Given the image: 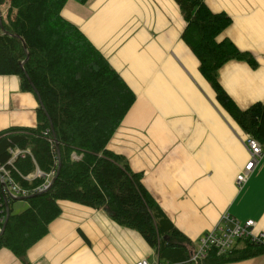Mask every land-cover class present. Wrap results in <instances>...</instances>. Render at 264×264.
<instances>
[{
    "label": "crops",
    "instance_id": "crops-1",
    "mask_svg": "<svg viewBox=\"0 0 264 264\" xmlns=\"http://www.w3.org/2000/svg\"><path fill=\"white\" fill-rule=\"evenodd\" d=\"M232 22L218 40L250 52L257 67L232 59L218 81L237 105L264 104V0H205ZM7 7L0 9L5 14ZM62 16L104 54L135 95L107 148L123 155L166 215L197 248L224 214L254 219L264 233V148L249 180L238 174L250 159L248 134L224 109L182 35L187 26L176 0L67 1ZM20 77L0 75V131L37 125L38 96ZM62 214L32 245L24 263L8 248L0 264H137L159 261L136 230L105 209L61 201ZM154 256V258H153ZM225 264H264V254Z\"/></svg>",
    "mask_w": 264,
    "mask_h": 264
},
{
    "label": "trees",
    "instance_id": "trees-1",
    "mask_svg": "<svg viewBox=\"0 0 264 264\" xmlns=\"http://www.w3.org/2000/svg\"><path fill=\"white\" fill-rule=\"evenodd\" d=\"M69 0H0V75L20 77L21 89L40 101L36 126L0 131V162L9 148H30L32 155L15 162L22 174L36 166L56 170L46 191L34 192L28 207L11 213L0 233V249L8 248L24 263L29 248L48 233L62 214L61 201L105 209L118 224L138 231L160 262L194 264L192 241L179 230L133 171L128 160L107 148L135 100V95L104 54L73 22L62 16ZM85 4L89 0H74ZM187 26L184 42L200 62L217 99L242 129L264 146V104L240 108L218 81V70L232 59L257 67L254 56L230 39L218 40L232 18L214 12L205 0H176ZM73 153L81 155L73 158ZM23 186H36L17 171ZM33 195V196H32ZM30 196V195H29ZM264 254V244L240 239L224 254L216 249L200 264H225Z\"/></svg>",
    "mask_w": 264,
    "mask_h": 264
},
{
    "label": "built area",
    "instance_id": "built-area-1",
    "mask_svg": "<svg viewBox=\"0 0 264 264\" xmlns=\"http://www.w3.org/2000/svg\"><path fill=\"white\" fill-rule=\"evenodd\" d=\"M246 148L249 151L250 159L244 166V169L237 176V183L243 186L254 172L259 159L263 155L264 146L259 140L248 136L245 141ZM10 157L5 162H0V233L5 230V222L8 217V209L12 211V204L15 199L27 197L34 192L46 191L55 177L56 170L45 171L39 166L29 174H22L16 167L15 162L18 157L32 155L31 149L11 147L9 148ZM74 159H79L81 155L73 153ZM18 174L25 180L42 179V183L33 187L23 186L14 175ZM256 221L246 219L243 222L232 217L230 214H224L217 225L206 232L200 239L199 245L191 255L190 261L194 264H200L209 256L212 249H216L219 254L230 251L238 240L248 238L254 242L264 244V233H255ZM137 264H172L171 262L151 263L146 258L141 259Z\"/></svg>",
    "mask_w": 264,
    "mask_h": 264
},
{
    "label": "rangeland",
    "instance_id": "rangeland-1",
    "mask_svg": "<svg viewBox=\"0 0 264 264\" xmlns=\"http://www.w3.org/2000/svg\"><path fill=\"white\" fill-rule=\"evenodd\" d=\"M27 207H28V201L27 200L15 199L13 201V204H12V211H11V213L12 212L13 213H20V212L24 211ZM243 221L244 220H241V222H243ZM153 258H154V256H153ZM149 261L150 262H153V259H150Z\"/></svg>",
    "mask_w": 264,
    "mask_h": 264
},
{
    "label": "water",
    "instance_id": "water-1",
    "mask_svg": "<svg viewBox=\"0 0 264 264\" xmlns=\"http://www.w3.org/2000/svg\"><path fill=\"white\" fill-rule=\"evenodd\" d=\"M2 15H1V11H0V17H1ZM38 95V94H37ZM39 96V95H38ZM55 180V178H53V180H52V183H53V181ZM51 183V184H52ZM51 186V185H50ZM49 186V187H50ZM33 196V195H32ZM31 197V195L30 196H27V197H21V198H19V199H21V200H27V199H29ZM10 215H11V210L10 209H8V217H7V220H6V222H5V225H4V227L6 228V224H7V221H8V219H9V217H10Z\"/></svg>",
    "mask_w": 264,
    "mask_h": 264
}]
</instances>
